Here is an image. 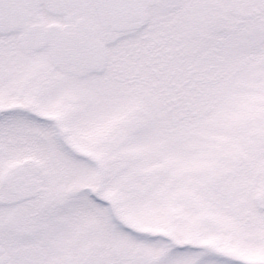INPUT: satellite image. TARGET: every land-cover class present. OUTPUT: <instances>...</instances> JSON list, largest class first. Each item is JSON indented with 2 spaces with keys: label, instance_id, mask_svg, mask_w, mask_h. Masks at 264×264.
Returning a JSON list of instances; mask_svg holds the SVG:
<instances>
[{
  "label": "snow or ice",
  "instance_id": "1",
  "mask_svg": "<svg viewBox=\"0 0 264 264\" xmlns=\"http://www.w3.org/2000/svg\"><path fill=\"white\" fill-rule=\"evenodd\" d=\"M0 264H264V0H0Z\"/></svg>",
  "mask_w": 264,
  "mask_h": 264
}]
</instances>
